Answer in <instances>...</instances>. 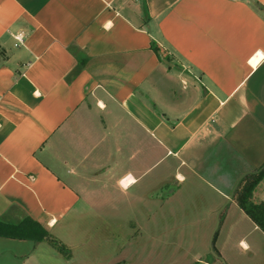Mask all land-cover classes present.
Masks as SVG:
<instances>
[{
    "label": "crops",
    "instance_id": "obj_1",
    "mask_svg": "<svg viewBox=\"0 0 264 264\" xmlns=\"http://www.w3.org/2000/svg\"><path fill=\"white\" fill-rule=\"evenodd\" d=\"M263 164L264 0H0V264H131L160 218L232 264Z\"/></svg>",
    "mask_w": 264,
    "mask_h": 264
},
{
    "label": "rangeland",
    "instance_id": "obj_2",
    "mask_svg": "<svg viewBox=\"0 0 264 264\" xmlns=\"http://www.w3.org/2000/svg\"><path fill=\"white\" fill-rule=\"evenodd\" d=\"M256 172L250 173V176L247 175L241 179L235 189V194ZM263 181L264 178L260 182ZM256 187L254 190L256 192L255 199L259 197L264 185L262 188L260 187V190ZM157 220L159 225L155 226L152 223L154 219H148L145 223L150 232L135 235L138 241L135 243L131 242L130 247L128 244L126 245L131 248V254H133L131 264H192L204 258L212 261L216 260L217 254L215 252L210 253L211 255L209 253L206 254L207 251L210 252V248L206 246L208 245V241L205 239L206 234L187 232L159 233L162 229L160 223L166 219L160 218ZM154 230H157V233H154ZM123 231L125 232L126 228ZM240 239L253 247L250 246L251 249L248 250L244 244H239ZM223 241L225 243L221 247L222 255L227 262L232 264H264V234L260 230H254L252 227H243L242 229H236V231L220 233L214 243L217 246L221 245ZM218 256L221 260L222 257Z\"/></svg>",
    "mask_w": 264,
    "mask_h": 264
},
{
    "label": "trees",
    "instance_id": "obj_3",
    "mask_svg": "<svg viewBox=\"0 0 264 264\" xmlns=\"http://www.w3.org/2000/svg\"><path fill=\"white\" fill-rule=\"evenodd\" d=\"M152 47L155 50L159 51V48L155 43L152 44ZM79 67L80 66H77V69L74 72H76ZM263 178H264V164L262 165V167H260V169L257 170L256 174H254L252 178L249 179L248 182L244 183L242 188L238 192H236L237 193L236 201L237 204L243 209V211L251 218V220L264 232V200L255 201L253 199L255 187ZM20 228L22 227L19 225H17L16 227H11L0 223V234H3L5 236H12V237L25 236L24 233H21L20 231L14 232V230H11V229L19 230ZM46 234L47 232L41 229L38 234L34 232L31 233V235H27V236L34 239H43V237ZM50 241L56 246L59 252L67 256L70 255L69 254L70 251L68 247H66V245H64L63 243L59 242L54 238H50ZM192 264H206V263L197 261Z\"/></svg>",
    "mask_w": 264,
    "mask_h": 264
},
{
    "label": "built area",
    "instance_id": "obj_4",
    "mask_svg": "<svg viewBox=\"0 0 264 264\" xmlns=\"http://www.w3.org/2000/svg\"><path fill=\"white\" fill-rule=\"evenodd\" d=\"M23 33L22 32H19L17 33L16 35H14V38L17 40L18 43H22L23 42Z\"/></svg>",
    "mask_w": 264,
    "mask_h": 264
},
{
    "label": "water",
    "instance_id": "obj_5",
    "mask_svg": "<svg viewBox=\"0 0 264 264\" xmlns=\"http://www.w3.org/2000/svg\"><path fill=\"white\" fill-rule=\"evenodd\" d=\"M252 1V0H251ZM164 61H166L164 58H163Z\"/></svg>",
    "mask_w": 264,
    "mask_h": 264
}]
</instances>
